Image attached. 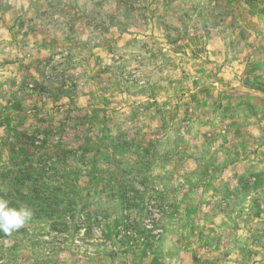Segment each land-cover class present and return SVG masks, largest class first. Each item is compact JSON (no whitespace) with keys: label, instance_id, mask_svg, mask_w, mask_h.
<instances>
[{"label":"rangeland","instance_id":"rangeland-1","mask_svg":"<svg viewBox=\"0 0 264 264\" xmlns=\"http://www.w3.org/2000/svg\"><path fill=\"white\" fill-rule=\"evenodd\" d=\"M0 264H264V0H0Z\"/></svg>","mask_w":264,"mask_h":264},{"label":"clouds","instance_id":"clouds-1","mask_svg":"<svg viewBox=\"0 0 264 264\" xmlns=\"http://www.w3.org/2000/svg\"><path fill=\"white\" fill-rule=\"evenodd\" d=\"M32 211L28 207H14L10 201L0 198V232L6 235L23 228L31 219Z\"/></svg>","mask_w":264,"mask_h":264}]
</instances>
